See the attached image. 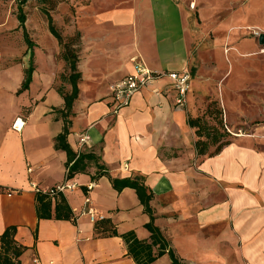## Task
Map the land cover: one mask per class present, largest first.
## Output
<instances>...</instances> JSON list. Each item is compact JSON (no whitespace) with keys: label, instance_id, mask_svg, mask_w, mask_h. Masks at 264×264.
<instances>
[{"label":"crops","instance_id":"crops-1","mask_svg":"<svg viewBox=\"0 0 264 264\" xmlns=\"http://www.w3.org/2000/svg\"><path fill=\"white\" fill-rule=\"evenodd\" d=\"M70 1L76 13L70 28L81 37V77L65 123L66 141L96 160L72 177L76 190L64 194L74 222L37 220L31 184L45 189L62 182L67 161L65 152L53 147L65 125L54 111L64 100L52 83L64 65L56 61L59 45L47 29L34 55L28 53L32 79L17 105L31 106L30 111L19 117L18 107L12 110L16 106L0 98V233L17 227L15 240L27 246L21 262L31 264L33 253L39 264H134L122 238L96 236L94 223L79 214L89 196L117 234L132 231L150 241L144 227L150 219L135 191L117 192L104 175L91 180L101 164L114 178L144 177L153 192L154 224L181 264H264V150L231 142L215 156L197 157L187 121L194 113L190 85L186 108L173 105L175 92L166 77L139 90L116 113L108 98L109 86L132 72V56L153 70L180 72L189 71L191 52L206 81L192 79L189 71V83L208 87L222 80L226 86L219 97L227 101L225 108L246 83L255 94L264 86V44L258 42L264 34V0ZM200 98L199 93L194 100ZM18 118L24 122L21 130L11 127ZM83 134L88 139L79 144ZM169 263L165 253L150 264Z\"/></svg>","mask_w":264,"mask_h":264},{"label":"rangeland","instance_id":"rangeland-1","mask_svg":"<svg viewBox=\"0 0 264 264\" xmlns=\"http://www.w3.org/2000/svg\"><path fill=\"white\" fill-rule=\"evenodd\" d=\"M84 2L85 0H79L78 4L82 5ZM52 3L43 4L33 0L27 2L23 8L26 13L24 29L28 32L32 44L35 45L32 48L33 55L37 43L47 30V18L42 10L45 9L48 13H51L55 27L59 30L63 39L65 41L70 40V43L75 44L79 56L81 37L78 31H72L70 28L76 16L74 12L75 3L70 0H52ZM58 49L55 58L64 67L55 74L52 87L62 94L68 93L70 90V83L66 77L69 71L67 64L62 60L60 46ZM28 53V47L23 39V30H21L17 20L15 3L12 0H0V98L7 105L8 103L15 105L16 107L12 110H16L22 96L25 98L24 91L21 92L19 97L15 92L19 89L23 80V70L29 63ZM195 54V52L190 53L191 65L188 67L190 73H192V79L198 77L199 82L200 78L206 81V78L198 72L199 58ZM38 61L42 65L40 52H38ZM221 81H214L208 87L199 83L195 87L190 83V93L193 95V99L189 102V105H191L194 113L193 115L190 113L188 116L191 118L201 117L204 122L211 126L217 125L218 119H220L223 125L219 127L220 132L225 131L221 141L236 142L244 146L248 144L253 148L264 150V86H261L262 88H259L254 94L246 83V88L235 90L234 95L230 96L228 101L231 106L227 103L230 106V109H227L225 108L226 104H224L227 101L224 102L223 100L222 102L219 97L225 91L224 87L226 86V83L221 85ZM199 93L201 98L195 101L196 94ZM183 108H186V106H183ZM30 109L31 106L21 104L16 110L18 111L17 115L19 117L26 115ZM56 110L58 111V109ZM218 126L220 125L218 124ZM194 137L196 136L194 135ZM203 139L205 138L203 137ZM194 143L192 144V152L195 153ZM214 148V146H211L208 153L212 152Z\"/></svg>","mask_w":264,"mask_h":264},{"label":"trees","instance_id":"trees-1","mask_svg":"<svg viewBox=\"0 0 264 264\" xmlns=\"http://www.w3.org/2000/svg\"><path fill=\"white\" fill-rule=\"evenodd\" d=\"M16 6L17 20L21 30H23V39L30 51V57L32 56L31 50L33 48L32 41L28 36V32L24 29V22L26 20V13L23 8L25 4L33 0H12ZM43 4H53L52 0H35ZM60 1V0H58ZM43 13L46 14L47 18V29L55 37L57 44L62 49L61 57L62 60L68 66L67 81L70 83V91L68 93H62V98L64 100V106L62 109L54 110L56 116L60 117L62 121L67 123V119L70 113V107L73 100L78 95L77 84L80 79V74L77 70L78 64V54L77 47L75 44L70 43V40L65 41L60 34L59 30L56 29L53 22L51 13L47 10L42 9ZM33 67L31 64L23 71V80L20 84L19 89H17L16 94L24 91L28 88L31 82V73ZM217 125H209L204 122L201 117L191 118L187 117L189 126L194 129V135L197 137L195 141V155L199 156H215L220 152V150L229 145L228 141H221L225 131L220 132L222 127V120L218 119ZM68 127L65 125L61 132L56 134L53 138V147L57 150L65 152L67 161L65 163L66 168V178L71 179L77 173H84L87 165L91 161L96 160L90 151L86 153L75 152L66 141L68 135ZM203 137L205 139H203ZM214 146V150L208 153V149ZM95 174L91 175V180L106 176L109 179L111 187L117 192H120L124 187L132 188L138 198L139 203L143 205L144 212L148 215L150 219L149 222L145 223L144 227L148 230L150 234V241L139 239L134 235L132 231L117 234L114 226L108 219L100 220L94 224V233L96 236H118L122 238L126 245V252L133 258L134 264H150L154 262L155 259L167 253L170 258L169 264H181L178 257L175 255L174 251L169 247V242L166 240L164 235L161 234L159 228L154 224V214L149 203L152 200L153 192L146 187L144 184V177L142 175L136 174L133 177L128 178H114L111 177L109 172H107L106 167L101 164H96ZM3 189L0 186V190ZM35 212L37 220L40 219H58V220H68L74 222L73 211L67 206L64 195H59L55 201L52 203L51 200L44 193L35 194ZM17 227L15 225H9L0 233V264H22L21 255L27 249V246L20 244L15 240ZM155 247V250L153 251Z\"/></svg>","mask_w":264,"mask_h":264},{"label":"built area","instance_id":"built-area-1","mask_svg":"<svg viewBox=\"0 0 264 264\" xmlns=\"http://www.w3.org/2000/svg\"><path fill=\"white\" fill-rule=\"evenodd\" d=\"M253 34L257 36L258 32L254 31ZM130 59L131 62H133L132 72L109 86V104L114 113L128 105L132 100L133 95L139 90L149 87L157 80L165 77L169 80L170 89H173L175 92L173 105L178 108L185 106L184 104L186 103V95L189 90V81L191 77L187 69H183L180 72H159L149 68L145 62L136 55L132 56ZM151 90L155 94L160 95L163 93V89L156 87H152ZM16 123L17 122L14 121L12 127H14L16 130H19V128L16 127ZM87 139L88 135L83 134L78 137L77 141L79 144H82L85 143ZM91 184H88L85 188L87 191L90 190ZM31 186L35 193H44L53 203L59 195H64L68 192L76 190L78 184L76 181L72 180V178H65L62 182L45 189L38 188L35 184H31ZM82 205L83 207L79 211V214L86 215L89 221L95 224L96 222L104 219V216L94 209L92 205H90L89 196L84 197ZM30 262L31 264H39V258L37 255L31 253Z\"/></svg>","mask_w":264,"mask_h":264},{"label":"bare ground","instance_id":"bare-ground-1","mask_svg":"<svg viewBox=\"0 0 264 264\" xmlns=\"http://www.w3.org/2000/svg\"><path fill=\"white\" fill-rule=\"evenodd\" d=\"M17 123H16V127H18L19 128V130H21L22 129V126H23V124H24V122L22 121V119H16L15 120ZM12 127V126H11ZM14 128V127H13Z\"/></svg>","mask_w":264,"mask_h":264},{"label":"water","instance_id":"water-1","mask_svg":"<svg viewBox=\"0 0 264 264\" xmlns=\"http://www.w3.org/2000/svg\"><path fill=\"white\" fill-rule=\"evenodd\" d=\"M258 42L259 44H264V34L260 33V35L258 36Z\"/></svg>","mask_w":264,"mask_h":264}]
</instances>
